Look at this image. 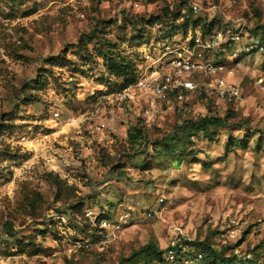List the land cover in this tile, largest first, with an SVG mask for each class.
<instances>
[{"label":"rangeland","instance_id":"obj_1","mask_svg":"<svg viewBox=\"0 0 264 264\" xmlns=\"http://www.w3.org/2000/svg\"><path fill=\"white\" fill-rule=\"evenodd\" d=\"M188 1L0 0V264H158L135 252L172 241L215 251L193 264H264V4ZM214 31L237 37L208 54L239 100L119 98L106 58L136 75L143 42ZM204 117L224 125L190 135Z\"/></svg>","mask_w":264,"mask_h":264},{"label":"built area","instance_id":"obj_2","mask_svg":"<svg viewBox=\"0 0 264 264\" xmlns=\"http://www.w3.org/2000/svg\"><path fill=\"white\" fill-rule=\"evenodd\" d=\"M260 1L264 4V0ZM188 4L193 10L199 9L195 0H189ZM235 38L232 34L214 31L206 36H190L186 45L170 44L168 36L149 45L143 42L141 65L134 81L118 91L119 98L133 101L146 95L152 100H165L170 96L182 100L187 94L215 91L218 97L229 102L239 100L240 87L226 79V66L217 57L208 54ZM152 112L151 108H147L145 117H152ZM189 252L190 247L185 242L172 241L164 251L161 264H193L202 257L200 253L192 259L184 255Z\"/></svg>","mask_w":264,"mask_h":264},{"label":"trees","instance_id":"obj_3","mask_svg":"<svg viewBox=\"0 0 264 264\" xmlns=\"http://www.w3.org/2000/svg\"><path fill=\"white\" fill-rule=\"evenodd\" d=\"M177 11H174V13H172V17L173 19H178L180 17H182L181 15H185V22L183 25H187L188 24V20L191 19L188 13H183L181 8L176 9ZM191 13V12H189ZM161 19V17H154V18H150L148 20H146V23H154L155 21H159ZM209 31V30H208ZM203 35H206L205 33H203ZM165 37H167L168 35H164ZM253 42L250 44V52H258L260 49H264V38H260L258 40H254ZM118 55V54H116ZM107 61V66L109 69H111L113 71V74L121 79V83L119 84V89L123 88L125 85L131 83L134 81L135 79V74L132 72L130 73L129 70V65H128V61L125 57L123 56H113V57H108L106 58ZM143 126V124L141 122L133 125L131 127V129H129L128 131V138L131 142L136 143L137 141H139V139H141L142 137H144V131L143 128H141V125ZM224 125V120L221 118H217V117H204L199 121H195V122H191L190 125L188 126V130L193 132L190 135H193L195 133H201L204 134L206 136H210L211 134V128L213 127H217V126H222ZM144 127V126H143ZM190 154H195L194 151L191 150ZM175 156L177 157V160H181L184 158V154L183 153H178L175 154ZM185 244H187L190 247V252L188 254H184L185 256L187 255H191L192 257H194L195 255H197L198 253L201 254V259L203 257H208L210 256L211 253H215V251L210 247V246H204L203 242H199V244L197 242H185ZM200 246V247H199ZM145 249H140L137 252H135V254H139L142 255L143 258L149 259L151 256L156 255L160 260L158 264H161L163 261V254L164 251H158V249H156L154 247L153 244H148L147 246H145ZM167 249V248H166ZM207 250V251H206ZM212 256V255H211ZM199 259V260H201ZM223 262H227L229 261V257L227 258H222Z\"/></svg>","mask_w":264,"mask_h":264}]
</instances>
